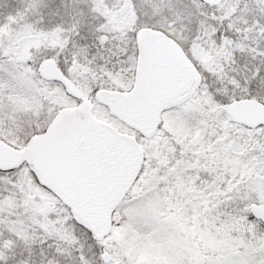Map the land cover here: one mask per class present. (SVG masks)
<instances>
[{"label":"snow or ice","instance_id":"6c2138e0","mask_svg":"<svg viewBox=\"0 0 264 264\" xmlns=\"http://www.w3.org/2000/svg\"><path fill=\"white\" fill-rule=\"evenodd\" d=\"M0 264H264V0H0Z\"/></svg>","mask_w":264,"mask_h":264}]
</instances>
